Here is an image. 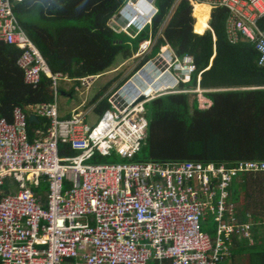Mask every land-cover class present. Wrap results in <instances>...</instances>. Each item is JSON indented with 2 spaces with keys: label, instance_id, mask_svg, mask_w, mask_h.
Segmentation results:
<instances>
[{
  "label": "built area",
  "instance_id": "2783aa9c",
  "mask_svg": "<svg viewBox=\"0 0 264 264\" xmlns=\"http://www.w3.org/2000/svg\"><path fill=\"white\" fill-rule=\"evenodd\" d=\"M190 2L193 11L195 5L208 6V15L214 8L225 9L227 40L252 43L260 55L259 65L264 63V0ZM12 8L11 0H0V42L20 50L16 65L27 85L36 87L43 76L51 81L53 100L27 106L26 112L15 107L11 121L0 117V188H6L0 190V264L226 261L231 234L250 237V223L226 217L232 208L226 188L238 173H264V162L225 167L133 161L147 136V104L194 72L192 58L180 59L173 51L159 48L157 57L141 65L122 87L114 85L89 104V92L103 74L68 78L51 72ZM123 10L127 16L121 23L117 18L111 21L117 32L132 38L150 26L157 12L155 0H128L119 14ZM154 42L140 43L132 58L142 60ZM148 64L157 72L155 78L149 76L150 70L144 71ZM134 78L138 84L133 85ZM160 79L168 84L157 85ZM60 82L71 84L64 91L72 89L84 96L66 118L58 112ZM103 101L108 107L99 114L96 109ZM198 104L202 109L199 98ZM92 114L98 120L90 125L87 118ZM29 115L48 120L45 128L34 130L31 140ZM65 148L75 154L68 155ZM105 157L126 162L100 161ZM65 182L70 186L65 188ZM42 184L46 189L36 191ZM209 214L215 223L213 235L201 230Z\"/></svg>",
  "mask_w": 264,
  "mask_h": 264
},
{
  "label": "trees",
  "instance_id": "16d2710c",
  "mask_svg": "<svg viewBox=\"0 0 264 264\" xmlns=\"http://www.w3.org/2000/svg\"><path fill=\"white\" fill-rule=\"evenodd\" d=\"M126 1L12 0V11L51 72L68 78L107 72L118 54L127 59L135 53L148 31L153 35L161 32L162 38H158L153 52L167 44L177 56L192 58L195 70L188 81L178 86L188 92L164 94L147 104V136L133 161H191L225 167L245 161L264 162V63L259 65L260 55L252 43L231 44L227 40V11L212 9L209 29L200 34L196 28L203 13L207 28L209 8L204 12L201 5H195L193 11L190 0H155L158 10L151 27L132 38L109 26L110 18ZM121 34L128 41L120 39ZM19 55L18 48L0 42V117L8 121L12 120L15 107L26 112L27 106L53 100L48 78L43 76L36 87L24 82L23 72L16 65ZM113 82L104 85L89 104ZM64 84L58 85L61 94L72 96L75 92L64 91ZM122 84L119 82L117 87ZM197 88L211 101L210 106L199 109L198 94L194 92ZM106 107L108 104L103 101L96 112L101 114ZM47 125L45 118L31 122L27 119L29 139L35 129ZM63 151L75 154L67 148ZM100 161L123 160L105 157ZM69 186L64 183L65 188ZM40 189L46 188L42 184L36 191ZM226 191L227 204L232 205L226 217L232 215L239 224L251 222L253 241L249 244L233 232L230 264H264V173H238ZM206 222L208 225L204 223L201 230L213 235L215 223L211 214Z\"/></svg>",
  "mask_w": 264,
  "mask_h": 264
},
{
  "label": "rangeland",
  "instance_id": "374dc122",
  "mask_svg": "<svg viewBox=\"0 0 264 264\" xmlns=\"http://www.w3.org/2000/svg\"><path fill=\"white\" fill-rule=\"evenodd\" d=\"M205 25H206V18H205V14L203 13L200 20H199V23H198V26L196 28L197 32L202 34L204 31H205ZM118 37L120 39H123L124 41H128V39L123 35H118ZM158 51V50H157ZM157 51H154L150 54V57H157ZM154 58L151 59L154 60ZM141 59L137 58V59H133L132 56L130 58H128L127 60L122 56V54H118L115 59H114V62L112 64V66L110 67V69H116L117 67H119L118 71L116 73H110V74H105L103 77H101L100 79H98L96 81V83L94 84V87L93 89L96 90L97 88H100L105 82H109V81H115L114 78L118 77L120 78V76H123L125 75L126 73H130L132 70H133V66L137 63V61H140ZM150 61V60H149ZM148 61V62H149ZM147 62V63H148ZM149 65V64H148ZM131 69V70H130ZM130 70V71H129ZM128 73V74H129ZM125 75L119 82H122L123 81V84L122 86L129 80L125 81L129 75ZM112 78V79H111ZM110 79V80H109ZM118 82V84H119ZM71 84L69 83H65L64 84V87L65 88H68ZM117 85V84H116ZM121 86V87H122ZM114 87V86H113ZM200 91V90H199ZM199 93V92H198ZM84 99V96H81L79 95V92H75L72 96L70 97H65V96H62L60 95L59 98H58V112H59V115L61 116L62 114L64 113H69L70 110L74 107H76L78 104L81 103V101ZM203 101V100H202ZM201 101V102H202ZM98 120V116L96 115H90L88 116L87 118V121H88V124L90 125H93L97 122ZM114 163L116 162H126V161H112ZM71 175H73L71 173ZM259 199V198H258ZM205 225H208L207 222H205ZM210 226V225H209ZM211 229V228H210ZM214 230V227H212V230ZM227 264H230L227 263Z\"/></svg>",
  "mask_w": 264,
  "mask_h": 264
},
{
  "label": "clouds",
  "instance_id": "9594fccd",
  "mask_svg": "<svg viewBox=\"0 0 264 264\" xmlns=\"http://www.w3.org/2000/svg\"><path fill=\"white\" fill-rule=\"evenodd\" d=\"M19 1V0H18ZM128 1V0H127ZM126 1V2H127ZM11 2H12V0H11ZM156 2V1H155ZM13 5V4H12ZM125 5V4H124ZM123 5V6H124ZM155 5H156V3H155ZM122 6V7H123ZM121 7V8H122ZM121 8L118 10V12L113 16V17H111L110 18V20H109V26H111V27H113V28H115L116 30H117V27L116 26H114L113 24H112V19H116L117 18V20H118V22H122V20H124V18H125V16H127V12L125 11V10H123L120 14H119V12H120V10H121ZM156 8H157V6H156ZM158 10V9H157ZM157 13V12H156ZM155 16V15H154ZM153 16V17H154ZM209 16H210V14L208 15V20H209ZM153 17H152V19H153ZM195 19V18H194ZM208 20H207V28L205 29V31L207 30V29H209V26H208ZM151 24H152V21H151ZM151 24H150V26L149 25H146L143 29H142V31L145 29V28H147V27H151ZM149 32V34H148V37L145 39V40H143V41H146V40H155V42H154V44H153V46L151 47L152 48V50H151V53L153 52V50H154V47L156 46V44H157V41H158V38H162L161 37V32L160 31H158L155 35H153V34H151V32L150 31H148ZM142 41V42H143ZM141 42V43H142ZM240 42H244V41H240ZM246 42V41H245ZM33 43V42H32ZM239 43V42H238ZM237 44V43H236ZM139 45H140V43H139ZM35 46V45H34ZM139 47V46H138ZM159 48H166V52L168 53V51L169 50H173L169 45H160L159 47H158V51H157V53L159 52ZM138 49V48H137ZM137 51V50H136ZM135 51V52H136ZM173 52L175 53V51L173 50ZM151 53H149L148 55H146L141 61H140V63L138 64V66L136 67V68H134L128 75H129V77L126 79V81L131 77V76H133L134 74H135V72L140 68V66L141 65H143V64H146L149 60H151L152 58H154V57H150V54ZM132 55H134V53L132 54ZM131 55V56H132ZM130 56V57H131ZM129 57V58H130ZM179 57V56H178ZM183 57H185V56H183ZM183 57H179L180 59L181 58H183ZM128 59V58H127ZM152 68L150 67V65H146L145 66V69H144V71L145 72H149V71H147V70H150V72L148 73L149 74V76H151V74H152V76L153 77H151V78H155L158 74H157V72H155V71H152L151 70ZM106 73V72H105ZM103 74V73H102ZM190 77V76H189ZM189 77L188 78H185L183 81H179L178 83H177V85L174 87V88H172L171 90L169 89V90H166L165 92H164V94H168V93H177V92H188L187 90H179L178 89V86H179V84L180 83H182V82H185V81H188V79H189ZM101 78V77H100ZM99 78V79H100ZM134 79H137V78H134ZM152 80V79H151ZM150 80V81H151ZM164 80V79H163ZM163 80H159L158 81V83H157V85L158 84H164V86L165 85H167L168 83L167 82H164L163 83ZM148 82V81H147ZM135 83H137L138 84V81L137 82H135ZM115 87H117V85L115 86ZM118 88V87H117ZM200 90V91H199ZM194 92H197V94H198V98L200 99V101H202L201 103H202V105H203V108L202 109H204L207 105L208 106H210L211 105V101L209 100V99H207L206 97H204L203 95H202V93H203V91L201 90V89H199V88H197L196 90H194ZM199 92V93H198ZM163 94V95H164ZM62 96H64V93H62ZM162 96V95H161ZM66 97H70V96H66ZM198 98H197V101H198ZM97 99V98H96ZM89 100H91V99H89ZM95 102V101H94ZM94 102H92V103H94ZM208 102H210V104L208 103ZM89 103V102H88ZM87 103V104H88ZM198 107H199V104H198ZM200 109V108H199ZM30 116V115H29ZM29 116H28V121H29ZM37 120V119H36ZM148 131V130H147ZM207 221V219L203 222V224L205 223ZM247 223H250V225H251V222H247ZM246 223V224H247ZM202 224V225H203ZM205 232H207V231H205ZM213 234H214V230H213ZM249 234H250V232H249ZM250 236H251V234H250ZM240 239V238H239ZM247 240H248V243L249 244H252L253 243V241H252V239H251V237H249V239L248 238H246ZM231 250V249H230ZM230 257V256H229ZM229 257H228V259H229ZM227 259V260H228ZM225 262V261H224Z\"/></svg>",
  "mask_w": 264,
  "mask_h": 264
},
{
  "label": "crops",
  "instance_id": "0c3cea01",
  "mask_svg": "<svg viewBox=\"0 0 264 264\" xmlns=\"http://www.w3.org/2000/svg\"><path fill=\"white\" fill-rule=\"evenodd\" d=\"M204 12H206V11H204ZM173 51V50H172ZM127 60V59H126ZM133 68V67H132ZM118 69H119V67H117L116 69H110V70H108L106 73H103V75L101 76V77H103L105 74H110V73H116L117 71H118ZM112 70H116V71H113V72H109V71H112ZM131 70V69H130ZM129 70V71H130ZM129 73V72H128ZM128 73H126L125 75H127ZM125 75H123V76H120V78H118L116 81H114L113 83H112V85L108 88V90L107 91H105L104 93H106V92H108L109 90H111L112 88H113V86L114 85H116V84H118V82L125 76ZM112 79V78H111ZM110 80V79H109ZM133 81V85L135 84V82H137V79H133L132 80ZM110 82V81H109ZM109 82H105L100 88H97L96 90H94L93 88H92V90L89 92V99H92L93 98V96L104 86V85H106L107 83H109ZM64 89H67V88H65L64 87ZM104 93H102L101 94V96L104 94ZM90 104H92V103H90ZM89 104H87L86 105V107H89L88 106ZM69 114H70V112L69 113H64V114H62L61 115V117L62 118H66V117H68L69 116ZM229 261L230 260H226L224 263H229Z\"/></svg>",
  "mask_w": 264,
  "mask_h": 264
},
{
  "label": "water",
  "instance_id": "95a60500",
  "mask_svg": "<svg viewBox=\"0 0 264 264\" xmlns=\"http://www.w3.org/2000/svg\"><path fill=\"white\" fill-rule=\"evenodd\" d=\"M35 120H36L35 116H33V115H30V116H29V122H31V121H35Z\"/></svg>",
  "mask_w": 264,
  "mask_h": 264
},
{
  "label": "bare ground",
  "instance_id": "6f19581e",
  "mask_svg": "<svg viewBox=\"0 0 264 264\" xmlns=\"http://www.w3.org/2000/svg\"><path fill=\"white\" fill-rule=\"evenodd\" d=\"M201 7L203 8L204 11H207V9L209 8V7L206 6V5H201Z\"/></svg>",
  "mask_w": 264,
  "mask_h": 264
}]
</instances>
